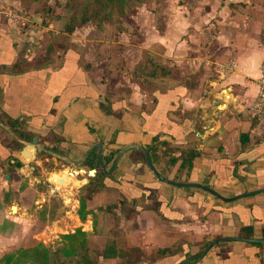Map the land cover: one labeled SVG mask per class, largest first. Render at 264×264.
I'll use <instances>...</instances> for the list:
<instances>
[{"label": "crops", "instance_id": "obj_1", "mask_svg": "<svg viewBox=\"0 0 264 264\" xmlns=\"http://www.w3.org/2000/svg\"><path fill=\"white\" fill-rule=\"evenodd\" d=\"M21 4L0 0V121L71 160L89 152V162L53 174L55 186L67 182L64 192L51 186L28 206L19 198L28 187L37 192L35 179L21 188L20 178L42 160L24 159L0 135V255L84 231L94 264H264V120L247 111L264 58V0L185 3L165 12L162 31L152 4L138 3L130 24L87 22L71 32L69 15L39 19ZM158 59L164 74L154 82ZM228 60L236 66L221 79L218 64ZM135 65L147 70L146 83L133 74L130 84L116 82ZM97 142L106 167L138 144L161 175L193 185L159 181L135 147L111 173L101 170L99 190L81 194L96 177L88 171L99 166ZM78 193L87 195L84 218ZM37 220V242L24 244Z\"/></svg>", "mask_w": 264, "mask_h": 264}, {"label": "rangeland", "instance_id": "obj_2", "mask_svg": "<svg viewBox=\"0 0 264 264\" xmlns=\"http://www.w3.org/2000/svg\"><path fill=\"white\" fill-rule=\"evenodd\" d=\"M82 1L83 0H21V2H22L21 10L23 12H26L27 14H30L28 10L30 8L34 7L35 11L38 13L39 19L41 17L53 18L56 15V13H60V12H63L64 16H68V15L72 16L75 13V11L80 9V5H81ZM101 1L104 2L105 0H101ZM126 1H127L128 5H126L124 7V10H123L124 13L123 14L118 12L117 11L118 9L110 8L108 10V13L111 15L112 19L116 21V23H114L115 28L120 27L121 22L124 18H127L126 20H127L128 24L131 23V21L129 20V16L131 14H135V11L137 10L136 6L139 3V4H144L145 6L152 4V9H153V12L155 13V16H156L157 28L160 31H162L163 22H164L163 18H164L165 12H167V11L168 12H171V11L175 12L178 9H182V4H185V3H187L188 6L193 5L195 0H126ZM32 2H36V5H32L29 7L28 5L31 4ZM114 2H117V0L112 1V3H111L112 7H114ZM58 4H60L61 6L59 7ZM14 9H16V7ZM189 9H191V8H189ZM17 10L20 11V9H17ZM105 13H106V11H105ZM57 15H61V14H57ZM80 25H78V26H80ZM108 47L116 50V48L118 46H116V45H110L109 46L108 45ZM42 49H43L42 47L38 49L37 55H39V54L41 55ZM156 61H157V62H155L156 68L153 69V73H152V74H154V78H153L154 82H157L160 78L162 79V77H163L162 75L164 74L163 65L161 64L160 60L158 59ZM118 67L123 68V66H120L119 64H118ZM134 73H135V75H134ZM174 73L177 74L178 72L175 71ZM132 74L135 78V82H141L144 84V82L146 83L145 79L146 80L148 79V78H145V76L147 74V70L145 71L140 65H137L135 67V72L132 70V71H129L128 73H123V70H122V73L120 74L121 76H119V75L117 76L116 82L125 83V80L128 78V84H130V82L132 80ZM119 79H121V80H119ZM0 134H1V136L6 137V140L8 141L9 138L6 136L5 132L0 131ZM110 158H111V156H110ZM36 159L42 160L41 166H38V169H35L34 171H29L30 169L28 168V174L27 173L22 174L21 178H20V182H19L20 187L24 188L27 185V183H26L27 180L29 181L31 178L35 179L34 183H35L36 187H34V188L37 190L38 193L35 192L33 188L28 187L24 191V193L21 194V197L19 198L20 199L19 201H22V200L25 201L24 204H26L28 206L32 205L31 203H32L33 199L36 198L40 192L48 193L50 190V187L53 186V188L56 191L53 194L59 195V193L60 192L63 193L64 189H65V186H61V185L67 184V182L63 183V180H61L59 175H58V177H59L58 183H61V184L58 186H61V187H56L54 185L55 183L53 181V177H54L53 174H55L56 172L59 173L61 170L66 169L69 166L65 161L58 159V158H55L52 155L45 154L42 151L37 152ZM82 166L83 165H81L80 167H82ZM92 169L95 170V169H97V167H89V170H92ZM15 176H18V178H19L20 174L19 173L15 174ZM45 178H48V180H45ZM6 179L9 180V177L7 176ZM80 185L81 184L79 182H76L75 187H80ZM17 188L19 189V186ZM81 188H82V186L79 188V192H81V194L92 193V192L94 193L97 190H99L98 187L92 186V185H88L85 188L83 187L82 189ZM66 189H67V191L69 190L68 188H66ZM10 191L13 192V190H10ZM78 194H80V193H78ZM55 198H56V196H54V199ZM59 201L56 200L58 206L61 205L59 203ZM40 203L41 204H33V207H36L38 209L41 205L45 204L44 202H40ZM59 209H61V208H59ZM41 228H42V225H41V222L39 220H37V223L31 222L29 224V226L27 228V232H26L30 236V238L27 241H25L24 244L30 245V244H34L35 242H37V240L31 238V235L34 234L35 232H39V230ZM20 234L21 233H19V236H20ZM39 238L43 239V237H41V236ZM18 244H20V243H18ZM22 244H20V245H22Z\"/></svg>", "mask_w": 264, "mask_h": 264}, {"label": "trees", "instance_id": "obj_3", "mask_svg": "<svg viewBox=\"0 0 264 264\" xmlns=\"http://www.w3.org/2000/svg\"><path fill=\"white\" fill-rule=\"evenodd\" d=\"M113 0H83L80 9L69 17L64 24V31L71 32L78 25H82L87 22H92L97 27L106 25L114 26L116 23L108 13L110 8L118 9L117 11L123 14L124 7L128 5L126 0H117L114 2V7L111 6ZM106 11V13H105ZM115 21V22H114ZM79 23V24H78ZM241 141H243V135H241ZM113 155L111 156V158ZM86 164L89 162V158L84 161ZM103 177V172L99 170L95 179L90 181L87 185L93 186ZM96 186V185H95ZM87 195L81 196L80 216L84 218L86 215L85 200ZM5 223H3V226ZM87 233L84 231H78L76 233L62 235L60 241L56 242L54 247L51 245H45L43 243H37L35 245L23 248H14L3 252L0 255V264H64L67 259L74 258L76 262H83L85 264H94L89 262L86 246ZM110 254V244H107L104 248V256Z\"/></svg>", "mask_w": 264, "mask_h": 264}, {"label": "water", "instance_id": "obj_4", "mask_svg": "<svg viewBox=\"0 0 264 264\" xmlns=\"http://www.w3.org/2000/svg\"><path fill=\"white\" fill-rule=\"evenodd\" d=\"M0 126L5 129L13 138H15L16 140L20 141L21 143L24 144V147L22 148V150L20 151V154L22 157L24 158H29L32 154H35L37 153L38 151H43L45 152L46 154H49V155H52L54 156L55 158H59L63 161H65L67 164L69 165H72L73 167H80L84 161L87 159V156L89 154V152H87L85 155H83V157L79 160H71L69 159L67 156L65 155H62V154H59L57 152H54L48 148H46L43 144L41 143H38V138L37 137H33L30 141H25V140H22L21 138H19L12 130L11 128L4 124V123H1L0 122ZM94 147H97L98 148V153H97V162L99 164V167L100 169L106 173V174H109L111 173V171L114 169V167L116 166L117 164V161L118 159L121 157V155L128 149H131V148H138L142 151L143 155H144V160H145V163L146 165L149 167V169L154 173V175L156 176V178L159 180V181H163L165 183H170V184H173V185H177V186H189V185H193V183H184V182H176V181H173L171 179H167L165 176L161 175L159 173V171L156 169V167L153 165L152 161H151V158H150V155L147 151V149H145L143 146L141 145H129V146H126L124 148H122L118 153L117 155L115 156V158L113 159L111 165L109 167H106L103 163V155H102V151H103V144L101 142H98L97 144L94 145ZM93 148V147H92ZM91 148V149H92ZM33 152V153H32ZM91 171H94L95 173V170L92 169V170H89V173ZM196 185H199V184H196ZM200 187H203L204 189L212 192V193H215L213 190H211L210 188L206 187V186H202L200 185ZM263 191V190H262ZM254 192H258V191H254ZM253 192H250V193H245L243 195H240V196H244V195H248V194H252ZM215 195L217 197H219L220 195L215 193ZM264 241V239L262 240Z\"/></svg>", "mask_w": 264, "mask_h": 264}, {"label": "built area", "instance_id": "obj_5", "mask_svg": "<svg viewBox=\"0 0 264 264\" xmlns=\"http://www.w3.org/2000/svg\"><path fill=\"white\" fill-rule=\"evenodd\" d=\"M7 16H10L11 18H17L21 15H16L14 12H10L7 13ZM235 66L236 64L233 60L219 63L217 71L219 78L224 79L226 76L230 75L233 72ZM255 85L256 92L253 100L247 106V111L252 118L256 120H264V58L261 62L260 75L256 78ZM41 201H44V199ZM67 201L68 204H70L71 200L69 199Z\"/></svg>", "mask_w": 264, "mask_h": 264}, {"label": "flooded vegetation", "instance_id": "obj_6", "mask_svg": "<svg viewBox=\"0 0 264 264\" xmlns=\"http://www.w3.org/2000/svg\"><path fill=\"white\" fill-rule=\"evenodd\" d=\"M1 122V121H0ZM1 123H4V122H1ZM6 125H8L11 130L19 137L21 138L22 140H25V141H30L34 136H29V135H25L24 132H20L19 130H14L8 123H4ZM0 131H3L5 132L6 136L9 138L8 141L6 140V137L3 136L4 140L7 141L8 143L10 144H13L15 146L16 149H20V151L22 150V148L24 147V144L21 143L20 141L16 140L15 138H13L5 129H3L1 126H0ZM1 135V134H0ZM36 137V136H35ZM38 143H39V140H38ZM98 143V142H97ZM96 143V144H97ZM102 143V142H101ZM42 144V143H41ZM103 144V143H102ZM45 146V145H44ZM46 147V146H45ZM47 148V147H46ZM43 152V151H42ZM55 152V151H54ZM44 153V152H43ZM63 155V154H62ZM144 157V155H143ZM145 161V160H144ZM98 171L95 169V171L98 173L100 169V167L98 166ZM88 175L89 176H94V175H97L96 173H94L93 175H90L89 171H88Z\"/></svg>", "mask_w": 264, "mask_h": 264}, {"label": "bare ground", "instance_id": "obj_7", "mask_svg": "<svg viewBox=\"0 0 264 264\" xmlns=\"http://www.w3.org/2000/svg\"><path fill=\"white\" fill-rule=\"evenodd\" d=\"M91 174H94V171H91V172H90V175H91Z\"/></svg>", "mask_w": 264, "mask_h": 264}]
</instances>
